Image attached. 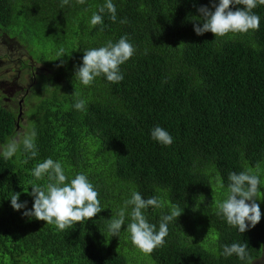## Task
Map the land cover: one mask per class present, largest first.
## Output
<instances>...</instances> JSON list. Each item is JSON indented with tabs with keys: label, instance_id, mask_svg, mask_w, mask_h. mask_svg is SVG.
<instances>
[{
	"label": "trees",
	"instance_id": "16d2710c",
	"mask_svg": "<svg viewBox=\"0 0 264 264\" xmlns=\"http://www.w3.org/2000/svg\"><path fill=\"white\" fill-rule=\"evenodd\" d=\"M106 0H0V37L19 45L45 72L33 74L21 109L0 96V146L35 129L37 156L21 149L0 154V264H254L264 257V5L258 30L215 37L197 35L198 9L214 11L219 0H112L116 20L93 13ZM242 5H230L232 10ZM121 21H124L121 23ZM202 26V23H201ZM2 34V35H1ZM127 36L133 55L123 80L101 75L90 85L75 76L85 50ZM63 49L64 55L57 59ZM56 59V60H55ZM63 61V63H61ZM85 102L83 111L73 105ZM159 126L172 137L151 138ZM126 145V146H125ZM2 152V147H0ZM46 158L62 165L66 182L84 174L102 210L73 228L58 230L34 217L31 183L45 186L32 169ZM27 160V163L24 161ZM250 171L260 180L261 219L240 233L217 215L230 173ZM133 192L159 198L142 210L158 230L173 206L183 209L168 223L164 245L145 254L125 225L110 236L108 223ZM11 193H20L14 210ZM247 223V222H246ZM247 243V257L222 255L223 247Z\"/></svg>",
	"mask_w": 264,
	"mask_h": 264
},
{
	"label": "clouds",
	"instance_id": "9594fccd",
	"mask_svg": "<svg viewBox=\"0 0 264 264\" xmlns=\"http://www.w3.org/2000/svg\"><path fill=\"white\" fill-rule=\"evenodd\" d=\"M85 0H77V3L84 4ZM69 0H61L60 7H64ZM257 4L264 5V0H219L214 4V11L207 7H200V21L194 23V32L202 35L211 32L215 37H223L228 33H246L249 30H258L260 18L252 12ZM230 5H242V8L232 10ZM107 11L110 19L116 20V8L112 0L98 7V12L93 13L90 24L95 26L103 22L102 15ZM124 21H121L123 23ZM202 23V26H201ZM134 53L133 46L128 42L127 36H122L118 42L111 41L98 49L85 50L82 58V66L76 71L74 76L85 86L90 85L94 78L101 75L107 81L118 83L123 80L120 72V65L125 63ZM64 54L61 49L57 53V59ZM56 60V59H55ZM63 63V61L61 62ZM73 107L83 111L85 102L79 100ZM151 138L165 146L172 144V137L163 128L156 126L151 130ZM36 131L33 128L18 132L15 137L10 138L8 143L0 146L5 160L13 157L20 149L27 154L28 159L37 156L35 145ZM126 146V145H125ZM27 163V160L24 161ZM32 175L40 180L47 177L48 183L45 186L31 183V193L33 205L30 211H25L24 216L34 217L47 224H54L58 230L64 231L73 228L76 223H84L88 219L96 216L101 210L98 192L88 181L84 174H77L70 182L64 174L62 165L46 158L43 162L37 163L32 169ZM228 193L225 200L218 203L217 215H222L227 224L237 228L240 233L254 227L261 219L259 204L256 203L258 192L260 191V180L257 174L250 171L240 173H230L228 176ZM20 193H11V207L20 210L26 207V202L19 203ZM125 207L120 209L114 218L108 223L110 236H118L122 225H125L126 209L132 206L130 213L131 220L127 224V231L130 234L131 243L145 254H151L154 249L164 245V238L168 235V223L175 222L181 215L183 209L173 206L170 214L164 215L156 225L147 222L142 210L149 206L161 207L159 198L153 196L148 199L142 198L138 192H133L131 199L124 202ZM247 222V223H246ZM247 243H233L223 247L222 255L231 256L235 254L239 259L247 257Z\"/></svg>",
	"mask_w": 264,
	"mask_h": 264
},
{
	"label": "rangeland",
	"instance_id": "374dc122",
	"mask_svg": "<svg viewBox=\"0 0 264 264\" xmlns=\"http://www.w3.org/2000/svg\"><path fill=\"white\" fill-rule=\"evenodd\" d=\"M43 72L44 68L13 40L5 35L0 37V96L3 103L16 108L33 83L32 75ZM254 264H264V258Z\"/></svg>",
	"mask_w": 264,
	"mask_h": 264
},
{
	"label": "flooded vegetation",
	"instance_id": "af4514ba",
	"mask_svg": "<svg viewBox=\"0 0 264 264\" xmlns=\"http://www.w3.org/2000/svg\"><path fill=\"white\" fill-rule=\"evenodd\" d=\"M25 94H27V92H26ZM25 94H24L23 96H25ZM23 96H21V98H20L19 102L17 103V104H18V106H19V110L21 109V104H22V97H23Z\"/></svg>",
	"mask_w": 264,
	"mask_h": 264
}]
</instances>
